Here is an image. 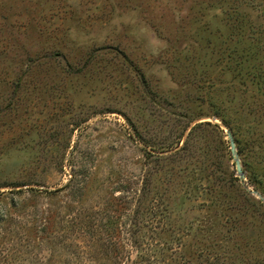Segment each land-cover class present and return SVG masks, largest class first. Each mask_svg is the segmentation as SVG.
I'll return each instance as SVG.
<instances>
[{"label":"rangeland","instance_id":"1","mask_svg":"<svg viewBox=\"0 0 264 264\" xmlns=\"http://www.w3.org/2000/svg\"><path fill=\"white\" fill-rule=\"evenodd\" d=\"M0 264H264V0H0Z\"/></svg>","mask_w":264,"mask_h":264},{"label":"trees","instance_id":"2","mask_svg":"<svg viewBox=\"0 0 264 264\" xmlns=\"http://www.w3.org/2000/svg\"><path fill=\"white\" fill-rule=\"evenodd\" d=\"M216 118H219L221 123L227 128L228 130V134L233 137L235 134L232 132V127L231 125L224 119L223 116H219V114H214ZM201 126H211L209 122H205L204 124H198L197 126L193 127L191 129V131L189 132V135L187 136V138L183 141L182 145L179 146L178 143H175V144H172L170 146H168L167 148L165 149H160L159 152H156V165L157 167H155L154 169H156V172H161V171H165L166 168V172L167 171H171L172 168L170 166H172V164H175L177 163L178 161H180L183 157H187L188 154L187 151H188V142L189 140L192 139V132L196 129V128H200ZM214 128L217 127L216 125L213 126ZM255 144H253V147H256L254 146ZM243 150L239 149L238 152H237V155L239 157H241L242 159V162H243V166H244V169L243 171L246 172L247 174V177L251 179L252 183H254L253 185L256 187V188H259L260 189V184L262 183L261 181L258 180V182L256 183V179H258V177H263V169L261 170V168H258L259 166H257L254 162V160H252L250 157H249V160H248V155L244 154V151L242 152ZM154 153L153 152H149L147 155L148 156H151L153 155ZM234 158V157H233ZM234 165H235V162H234ZM262 173V174H261ZM224 175V174H223ZM170 176H172V174H170ZM231 175H230V179H231ZM222 179L225 181V178L224 176H222ZM232 179H236V178H232ZM227 182V181H226ZM262 191V189H261ZM160 205L156 208H159L160 209ZM169 208V205L166 203L165 206H163V211L166 213L168 212ZM157 210L158 212L161 211V210ZM142 231V230H141ZM145 236L146 234L144 232H141L140 233V241L138 243L139 246H135L137 247L138 249H149V245L145 246V244L147 242H145ZM144 251V250H143Z\"/></svg>","mask_w":264,"mask_h":264},{"label":"water","instance_id":"3","mask_svg":"<svg viewBox=\"0 0 264 264\" xmlns=\"http://www.w3.org/2000/svg\"><path fill=\"white\" fill-rule=\"evenodd\" d=\"M227 136H228L229 141H230L231 152H232L234 160H235L236 170H237V172H240V166H239V163H238V160H237V155L235 154L234 149H233V142H232L231 136L229 134H227Z\"/></svg>","mask_w":264,"mask_h":264}]
</instances>
